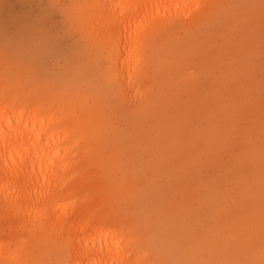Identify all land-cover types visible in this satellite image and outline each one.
Segmentation results:
<instances>
[{
    "label": "rangeland",
    "instance_id": "1",
    "mask_svg": "<svg viewBox=\"0 0 264 264\" xmlns=\"http://www.w3.org/2000/svg\"><path fill=\"white\" fill-rule=\"evenodd\" d=\"M196 5L202 16L192 21ZM166 10L156 24L169 27L147 39L155 54L147 92L135 96L111 83L115 43L97 32L87 0H0V107L16 97L4 117L23 108L24 119L37 105L53 131L84 120L76 134L85 132L90 151L78 170L90 184L75 196L99 207L102 230L125 225L137 236L122 264H264V0ZM202 37L209 55L232 47V63L203 69ZM183 39L194 52L180 70L158 66L164 45ZM76 134L54 149L70 144L80 155ZM4 224L0 253L18 251L19 264H71L50 230L19 247L6 244L13 232Z\"/></svg>",
    "mask_w": 264,
    "mask_h": 264
},
{
    "label": "bare ground",
    "instance_id": "2",
    "mask_svg": "<svg viewBox=\"0 0 264 264\" xmlns=\"http://www.w3.org/2000/svg\"><path fill=\"white\" fill-rule=\"evenodd\" d=\"M87 1L91 5L92 20L99 23L97 32L107 38L112 35L115 43L114 59L110 62L111 83L119 90L122 86L124 90L134 92L135 96L146 94L144 82L150 76V63L155 56L152 59L147 39L152 35L153 27L155 31H164L169 27L156 24L159 13L162 8L169 9L166 11L179 9L190 0ZM212 4L213 0H201L202 7L210 8ZM195 8L192 21H198L202 16L200 7L196 5ZM206 38H197L198 50L208 55V61L202 62L203 69L215 67L221 62L232 63V47L221 53H217L216 49L213 53L210 50L209 55ZM186 41L183 39L171 46L164 45L161 50L168 59L161 61V57L156 56L158 66L173 64L180 70L194 52ZM244 67L249 66H241L239 70ZM237 78L241 81L244 76L240 73ZM18 103L16 97H11L5 106L0 107V218L5 221L4 228L13 232L6 244L14 241L21 247L29 237L44 235L45 230H50L49 236L62 241L74 255L71 264H83L84 259H87L85 264H122L125 257L123 248L129 244L136 245L137 236L132 235L131 229L125 225L116 230L114 227L102 230L105 216L98 215L99 207L90 202L88 195L75 196L90 184L89 176L78 170L79 158L90 151L88 144L82 143L85 132L78 131L76 134L84 120L75 117L69 129L53 131L50 129L53 116L38 115L40 109L37 105L30 108L24 119L23 108L5 118L6 110ZM37 123L40 128H36ZM75 134L73 143L84 144L80 155H71L70 144L54 149L56 143H62ZM49 218L51 223L47 222ZM175 219L179 216L176 215ZM172 223L179 226L175 220ZM168 226L171 229L170 223ZM88 229L92 232L85 235ZM109 234L115 237L107 238ZM134 255L136 262L143 257L138 253ZM1 259L8 260V264L22 261L18 251L13 254L4 250L0 253Z\"/></svg>",
    "mask_w": 264,
    "mask_h": 264
}]
</instances>
